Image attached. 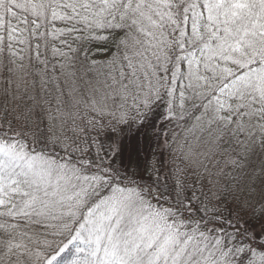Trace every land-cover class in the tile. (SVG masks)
I'll list each match as a JSON object with an SVG mask.
<instances>
[{
  "label": "snow or ice",
  "instance_id": "obj_1",
  "mask_svg": "<svg viewBox=\"0 0 264 264\" xmlns=\"http://www.w3.org/2000/svg\"><path fill=\"white\" fill-rule=\"evenodd\" d=\"M0 264H264V0H0Z\"/></svg>",
  "mask_w": 264,
  "mask_h": 264
}]
</instances>
